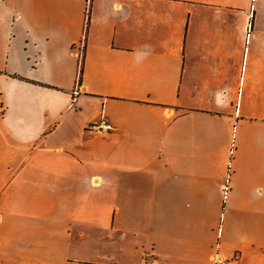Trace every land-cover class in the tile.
I'll return each instance as SVG.
<instances>
[{
  "label": "crops",
  "instance_id": "crops-1",
  "mask_svg": "<svg viewBox=\"0 0 264 264\" xmlns=\"http://www.w3.org/2000/svg\"><path fill=\"white\" fill-rule=\"evenodd\" d=\"M85 8L0 0V264H264V0Z\"/></svg>",
  "mask_w": 264,
  "mask_h": 264
},
{
  "label": "built area",
  "instance_id": "built-area-1",
  "mask_svg": "<svg viewBox=\"0 0 264 264\" xmlns=\"http://www.w3.org/2000/svg\"><path fill=\"white\" fill-rule=\"evenodd\" d=\"M93 0H86V8H85V25H84V31L81 39L77 44L74 45L75 54L79 60V63L81 64L84 56H85V46H86V33L87 28L89 25L90 20V14H91V6H92ZM78 92V87L76 86L74 89V93ZM114 128V126L105 118L102 117L101 120L98 123L88 125L87 131L89 133L93 132H103V131H110ZM231 153H234V144L231 149ZM230 179H231V171L229 169L227 178L225 183L223 184V194L226 197L227 193L230 189ZM241 252L235 251L230 257H223L219 253H216L212 257V263L213 264H239L241 260Z\"/></svg>",
  "mask_w": 264,
  "mask_h": 264
},
{
  "label": "trees",
  "instance_id": "trees-1",
  "mask_svg": "<svg viewBox=\"0 0 264 264\" xmlns=\"http://www.w3.org/2000/svg\"><path fill=\"white\" fill-rule=\"evenodd\" d=\"M78 79H79V81H80V80H81V76H79V78H78Z\"/></svg>",
  "mask_w": 264,
  "mask_h": 264
}]
</instances>
